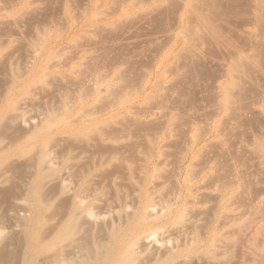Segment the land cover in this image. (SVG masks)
I'll return each mask as SVG.
<instances>
[{
    "label": "bare ground",
    "instance_id": "obj_1",
    "mask_svg": "<svg viewBox=\"0 0 264 264\" xmlns=\"http://www.w3.org/2000/svg\"><path fill=\"white\" fill-rule=\"evenodd\" d=\"M47 1L0 0V211L12 213L18 205L10 217L28 212L16 221L9 217L11 235L3 236L10 224L0 225V264H232L235 257L239 264H264V218L247 226L254 219L243 212L256 194L253 202L241 196L242 211L235 202L254 189L237 170L244 154L233 152L231 162L240 164L232 171L221 148L204 153L216 142L226 146L223 131L228 122L239 123L248 85L264 74V0H63L72 21L79 20L77 7L86 17L55 36V23L44 22ZM171 13L178 14L169 31L175 42H157L145 77H135L129 61L112 59L120 26L160 24ZM8 17L15 25H37L35 40L24 33L33 43L17 38ZM111 36L112 57L108 44H99ZM213 60L223 62V72L207 87L216 88L214 103L207 104L217 108L205 115L211 121L205 133L199 113L201 122L187 118L197 100L186 88ZM35 120L29 130L18 126ZM234 126L227 133L236 136ZM15 199L23 203L15 206Z\"/></svg>",
    "mask_w": 264,
    "mask_h": 264
},
{
    "label": "rangeland",
    "instance_id": "obj_2",
    "mask_svg": "<svg viewBox=\"0 0 264 264\" xmlns=\"http://www.w3.org/2000/svg\"><path fill=\"white\" fill-rule=\"evenodd\" d=\"M20 2H21V4H22V2L24 3L26 0H19ZM84 1V2H83ZM19 2V3H20ZM49 2V4H48V6H49V8H48V6H47V10L45 9V13L46 14H44V16L46 17V18H49V20H51V24H50V21H48V20H45L44 19V22L45 23H47L48 25H53V22L55 23L52 27H53V36H55L54 35V33H55V30L56 31H58V30H62L63 29V27L65 28V29H63V31L64 32H67V30L68 31H70V28H71V25H72V27L73 26H76V25H78V27L80 26L79 24H81L82 22H83V20H82V18L84 19L86 16L85 15H83V13H82V10H83V8L82 9H80V7H77L76 9H75V13H77L76 11L78 10L80 13V15L77 13V14H75V13H73V14H75L76 15V17L77 16H79V17H77V19L79 18V20L77 21V20H75V21H72V17L70 18V14H68L67 12L65 13V9H64V3H65V1L63 2V0H48L47 1V3ZM63 3L62 4V6H61V3ZM75 2H77L78 4H79V2H81L82 4H86V2L88 3V0H79V2H78V0H75ZM50 3H53L54 4V6H53V4H50ZM80 3V4H81ZM56 4V5H55ZM58 4H60V5H58ZM94 4L96 5V0H94ZM51 5V6H50ZM103 4H101V5H99V7H101ZM53 7H55V8H53ZM98 7V8H99ZM50 8H52V9H50ZM49 9V10H48ZM59 9V10H58ZM46 11H48V12H46ZM53 11V12H52ZM61 11V12H60ZM51 13V14H50ZM47 14H48V16H47ZM65 14V15H64ZM176 13H171L169 16H170V18H168V20H165V22L163 23V22H159L160 24H156L155 23V25H153L154 23H152V22H150V24H145V27L142 25V24H140V23H137V24H134V26H129V28H127L128 26H120L119 27V29L120 28H123L124 29V31H122V29H121V31L119 30L118 32H117V36H119V37H121L120 36V34L122 35V33L121 32H124L123 34L125 35L126 33L128 34L127 36H130V34H131V32H132V34L133 33H135L136 34V37H135V35L133 34H131V36L130 37H132V38H129V37H126V35L124 36H122L123 38H120V40L118 39L119 37H115V36H111V37H108V40H109V38L112 40V38L113 37H115L116 38V41L118 40V41H120L119 42V44L117 45V42H115L114 40H105L104 39V41H102V42H99L98 41V39H93V40H97L98 42H99V44L100 45H103L104 44V46H105V44H108L107 46L109 47H106V49L107 50H111V48H112V46H114L113 45V42H115L114 44H115V46H117V47H114V49L112 48V50L114 51V52H112V50L109 52V55L111 54V52H112V54H113V57H112V59L113 58H118V59H120V60H122V61H129L130 62V64L132 65V67H133V69H132V71H133V73L135 74H133L135 77L139 74L140 76H139V78L141 79L142 77H145V75H146V73L148 74V72H149V70H147V68H145L144 67V65L146 66V65H149L150 66V64H153L154 63V61H155V59H156V57L158 56H156V54L158 53V50H159V48H160V46H162V44L164 45L165 43H167V41H169L168 43H170L171 45L172 44H174V42H175V40H174V38L172 39V40H170L169 38H170V36H171V34H170V32L169 31H171V25L173 24V20L175 19L174 17H177L178 18V14H176ZM67 15V16H66ZM82 15V16H81ZM52 16V17H51ZM81 16V17H80ZM68 17V18H67ZM172 17H173V20H172ZM177 18H176V20H177ZM8 19H10V20H8ZM171 19V21L172 22H170L169 20ZM7 20H8V22H7ZM71 20V21H70ZM74 20V19H73ZM4 21L5 22H7L8 24H10L9 26H11V25H13L14 24V26H12V27H10V29L12 30V31H14L16 34H17V38H18V36H19V38L18 39H21L22 37V39H23V41L21 40V42H23L24 44L26 43V45L25 46H28L29 44L28 43H33V41L31 40V38L33 37V40H35V31H36V26L37 25H31V24H29L27 21H25V20H23V22L22 23H19V25H15V24H17L18 22L17 21H14V22H16V23H12V21H11V18H5L4 19ZM11 21V22H10ZM20 22L22 21V20H19ZM48 21V22H47ZM53 21V22H52ZM81 21V22H80ZM166 21H169L168 22V25L166 24ZM24 22H26V24L24 23ZM44 22H42V23H44ZM60 22H62V24L60 23ZM66 22V23H65ZM74 22V23H73ZM174 22H176L175 20H174ZM42 23L40 24L41 26H42ZM44 23V27L45 28H48V26H47V24H45ZM58 23H59V25H58ZM79 23V24H78ZM164 24V25H162V24ZM63 24H66V25H63ZM62 25V26H61ZM138 25V26H137ZM160 25V26H159ZM165 25H167L166 27H168L169 28V30H168V28H166V27H164ZM16 26H17V28H16ZM18 26H21V27H18ZM51 26H49L50 27V30L52 29L51 28ZM68 26H69V28H68ZM135 26H136V28H135ZM141 26V27H140ZM163 26V27H162ZM26 27H28V28H26ZM43 27V26H42ZM132 27L133 28H135V29H132ZM150 27V28H149ZM155 27V28H154ZM162 27V28H161ZM12 28H14V30L12 29ZM21 28H24V30H20ZM30 28H32V29H30ZM33 28H34V34H32L31 32H33L32 30H33ZM59 28V29H58ZM145 28V29H144ZM154 28V29H153ZM167 29V31L166 30H164V29ZM17 29H18V31H21V32H18L17 31ZM28 29V30H27ZM30 29V30H29ZM138 29V30H137ZM141 29H142V31H141ZM156 29V30H155ZM162 29V30H161ZM17 31V32H16ZM24 31V32H23ZM29 33V36H31V38H27V37H25V36H28V34H25L24 35V33ZM29 31V32H28ZM107 31H109V30H106V35L108 36L109 35V33H110V31H109V33L107 32ZM127 31V32H126ZM128 31L130 32V33H128ZM143 31H145V32H143ZM156 32V33H155ZM19 33H21V35H19ZM32 34V35H31ZM141 34V35H140ZM138 35V36H137ZM143 35V36H142ZM28 36V37H29ZM140 36H142V37H140ZM21 37V38H20ZM127 39H125V38ZM135 37V38H134ZM172 37H173V35H172ZM28 40V39H30V40H26V39ZM128 38H129V40H128ZM124 39H125V41H124ZM132 39V40H131ZM25 40H26V42H25ZM85 39H83V42L82 43H96L97 41H91V39H88V41H84ZM82 41V40H81ZM91 41V42H90ZM121 42H122V46L120 45L121 44ZM125 44H124V43ZM159 42H161V43H159L160 44V46H159V44L158 43ZM103 43V44H102ZM110 43V44H109ZM28 44V45H27ZM123 44H124V46H123ZM156 44V45H155ZM110 45V46H109ZM154 47H153V46ZM104 46H100L101 48H103ZM121 47V50H120V47ZM156 46V47H155ZM157 46H158V48H157ZM166 46V45H165ZM165 46H164V48H165ZM111 47V48H110ZM124 47V48H123ZM117 48V49H116ZM158 49V50H157ZM117 50V51H116ZM119 50V51H118ZM116 51V52H115ZM120 51H122V52H120ZM149 51V52H148ZM157 51V52H156ZM128 54V55H127ZM132 54V55H131ZM216 54L217 55H219V53H217V51H216ZM115 55V56H114ZM117 55V56H116ZM122 56V57H121ZM128 56V57H127ZM110 57V58H111ZM123 58H124V60H123ZM131 58V59H130ZM132 58H134V59H132ZM218 60V59H217ZM210 61V62H208L207 64H209V65H207V68H206V70H207V72H206V70H205V74H203V76H202V78L200 77V79L199 78H192V77H194V75L191 77V78H189L188 79V86H187V90H189L190 89V93L192 94V96H193V100L194 99H196L197 100V102L196 101H193V103H195V104H193L192 103V106L193 107H191V109H193V113H191V111H189L190 113H191V115H190V113H189V115L187 116V118L189 119V117L191 118V120L192 119H196V120H198V122H201V118L204 120H202L203 121V123L201 122L200 124H203V126L202 127H204L203 129H204V131H205V133H207L209 130H210V123H211V121H210V119L207 117L206 118V116L205 115H208V116H210V115H212V114H214V112L216 113V108H217V106L216 107H214L215 108V110H214V108H213V106L215 105H211V106H209L207 103H209V104H213L214 102H213V99L212 98H214V96L216 95V93L214 92V91H216V88H214L213 90H210V89H207V87L208 88H213V87H215V85H216V77H217V75H219V74H216V73H222L223 72V69L221 68L222 66L221 65H223L222 63L223 62H221V61ZM137 61V62H136ZM219 62V63H218ZM133 63H135L134 65H133ZM221 63V64H220ZM143 66V67H142ZM221 66V67H220ZM135 67H136V69H135ZM145 68V69H144ZM222 69V70H221ZM145 70V71H144ZM143 71L145 72V73H143ZM131 74V75H132ZM212 75V77H210L211 75ZM216 76H215V75ZM126 75H129V73H127ZM132 75V76H133ZM144 75V76H143ZM213 75L215 76V77H213ZM262 75H264V74H262ZM262 75L260 76L259 75V77H258V79H257V83H256V85H258V83H259V85L258 86H256L257 87V89L255 88V86H253L254 84H250V85H248V86H250L251 88H249V90H248V92L246 93L247 95H248V93H249V97L247 96V98L246 97H244V98H246L245 100L243 99V101H244V105H243V103H242V107L243 108H245L244 110H243V112H241V119H242V122H243V124H242V122H241V124H242V126H241V124H239L240 123V120H239V123L237 124V123H235V122H238V121H235L234 123L231 121V125H232V123H233V127H231L230 126V124H229V122H228V125L227 126H229V128H232V129H235V126L234 125H236V129L238 130H236V136H234L235 135V133H234V131L232 130L231 132H232V134H231V132H228L227 133V131H230V130H228L229 128H226L227 129V131H223V137H226V138H224V140L226 139V142H227V139H228V143L230 144L231 142H232V144H231V147L232 146H234V148L232 149L231 147H230V145L228 144V143H226V146H224L223 144V142H221V144L220 145H223V147H228V150H226V148H223L222 146H218V147H215L216 145H218L220 142H216L215 144H214V148L215 149H213V150H210V151H206V152H204V153H213V152H217V153H219L220 151V153H222L223 154V152L226 154L228 151L230 152V153H227V155H225L224 154V156H227V157H229V159H227V158H224L225 160H227L228 162H229V160H230V165L231 164H233V166L231 165H229V163L227 162V161H225L224 160V163H226L228 166H229V169L231 168V170L233 171V169H232V167H236L237 168V166L240 164H237V162L236 161H238V160H236V161H232L231 162V160H235L234 158L233 159H231L233 156H231L232 154L234 155V153L235 152H237L236 154H238V152H240L238 155H240V154H244L245 156H248V158L250 159V162H249V159H247L244 155L242 156L243 157V159L241 160V162L242 161H244V162H242L240 165H239V168L237 169V170H239L238 171V173L240 172V171H243V173H244V175H243V173L241 174L242 176H243V180L246 178V180H251V182L253 183V184H251V182H246L247 184H249V185H251V186H253L254 187V189L251 187V186H249L248 185V187L246 186L245 188H244V190L245 189H247V188H249V187H251L249 190L251 191V189H252V191L250 192V191H248V189H247V192H245V191H243L242 193H244V194H239L240 196H238L237 198H239V199H236L235 200V202H236V204H237V206L238 207H241L242 209H240L241 211L242 210H244V207H247V206H245V205H243V202H244V200L246 199H243L241 196H243V195H245V193H246V195L245 196H247V198H252L253 199V197H252V195L253 194H256V195H253L255 198L253 199V201H254V203H252L253 201H252V199H251V201L252 202H250V204L251 205H249V202H247V201H245L244 202V204H247L250 208V210L249 209H246V211L244 210L243 212H247L246 213V216H247V218L249 219L250 218V220L252 219H254L253 221H251V222H248V221H245V223H247V226L248 225H250V223L252 224V223H254V222H256V221H258L259 219L260 220H262V218H264V198H262V196L264 195V192L262 193V191H264V170H263V168L262 167H264V163H262L263 161H264V159H263V156H264V94L262 93V92H264V90H263V88H264V76L262 77ZM207 76V77H206ZM212 78V79H211ZM213 78H214V80H213ZM216 78V79H215ZM262 80H260V79ZM192 80H194V81H196V84H197V81H199L200 83H198V84H200V86L197 84V87H196V84H195V82L193 81L192 82ZM191 81V82H190ZM259 81V82H258ZM262 82H263V84H262ZM215 83V84H214ZM190 85H194V87L193 86H191L190 87ZM208 85V86H207ZM210 85V86H209ZM214 85V86H213ZM262 85V86H261ZM252 86H253V88H252ZM193 89V90H192ZM253 90V93L254 94H252V92L250 91V90ZM258 89H261V91L259 92L258 91ZM192 90V91H191ZM207 90H209L208 91V93H207ZM193 91H194V93H193ZM212 91V92H211ZM250 91V92H249ZM257 91V92H259V93H255V92ZM210 93V94H209ZM214 93V94H213ZM196 97H195V96ZM259 97H258V96ZM195 97V98H194ZM212 97V98H211ZM250 98V99H249ZM259 98V99H258ZM262 98V99H261ZM256 99H258V100H256ZM208 100V102H206ZM211 100V101H210ZM247 100L249 101V102H247ZM254 100H256V101H254ZM261 102H260V101ZM242 101V102H243ZM250 101H251V103L254 105H252L251 106V104L249 105L248 103H250ZM254 101V102H253ZM248 104V106L247 105H245V104ZM258 103V104H257ZM261 103V105H259ZM263 103V104H262ZM256 104V105H255ZM194 106L196 107V108H194ZM245 106V107H244ZM250 106V107H249ZM213 108V109H211V108ZM246 107H247V109H246ZM251 107H254V109H250ZM209 108L212 110V113L210 112V110H209ZM249 108V109H248ZM262 108H263V110H262ZM194 109H195V111H194ZM208 109V110H207ZM197 110H199V112L197 111ZM207 110V111H206ZM246 110H248V111H246ZM249 110L251 111V112H249ZM253 110H255V111H253ZM214 111V112H213ZM242 111V110H241ZM196 112L197 113H199L201 116H199V114L197 115L196 114ZM245 112H247L246 114H247V116H246V114H245ZM248 112H249V115H248ZM253 112V113H252ZM207 113H209V114H207ZM211 113V114H210ZM242 113L243 114H245V116L247 117V118H243V116H242ZM251 113V114H250ZM194 114V115H193ZM197 116H196V115ZM240 114V112L238 113V115ZM194 116V117H193ZM244 116V117H245ZM249 116H252V119H255V121H253V123L254 124H252V120H250V118L251 117H249ZM254 116V117H253ZM249 117V118H248ZM239 118H240V115H239ZM208 119V120H207ZM246 119H248V120H246ZM256 119H257V121H256ZM206 120V121H205ZM247 121H250L249 123L250 124H248V122ZM256 122V123H255ZM39 123V121H37L36 122V120L35 121H33V123H27V124H24V125H18L19 126V128H21V129H24V130H29L30 128H33L34 126H37V124ZM204 123H208L207 125H204ZM247 123V124H246ZM244 124H246V125H244ZM238 125H240V126H238ZM206 126H209V127H206ZM237 126H238V128H237ZM246 126V127H245ZM240 127V128H239ZM241 127H242V129H241ZM208 128V129H207ZM244 128V129H243ZM251 130H253V131H251ZM249 129V130H248ZM207 130V131H206ZM225 130V129H224ZM240 131V132H239ZM226 132V134L227 135H225L224 133ZM238 132V133H237ZM230 133V134H229ZM240 133V135H238ZM255 133V134H254ZM225 135V136H224ZM229 135H231V137H229V138H231V140L227 137V136H229ZM244 142V144H245V146L246 147H243V143H242V141ZM259 140H260V142H259ZM241 141V142H240ZM259 142L258 144H254L253 142ZM245 142H247V143H245ZM242 143V144H241ZM253 143V144H252ZM227 144H228V146H227ZM247 144V145H246ZM248 144H249V146H248ZM260 144V145H259ZM255 145V146H254ZM257 146H260V147H257ZM230 147V148H229ZM238 147H240V148H238ZM219 148H221V150L218 152V150H219ZM223 148V149H222ZM245 148V149H244ZM259 148V149H258ZM232 151H231V150ZM239 149V150H238ZM243 149V151H241ZM247 149V150H246ZM250 149H251V152H250ZM215 150V151H214ZM224 150V151H223ZM247 151V153H246V151ZM254 152H253V151ZM261 150H263V151H261ZM227 151V152H226ZM257 151H258V153H259V155H260V153H261V155L260 156H262L261 158H262V161L260 160V157L258 156V154H257ZM261 151V152H260ZM232 152V153H231ZM234 152V153H233ZM243 152V153H242ZM252 152L253 153H255V154H253V156H251L252 155ZM246 153V154H245ZM207 154H205V155H207ZM210 154V155H211ZM214 154V153H213ZM228 154H229V156H228ZM257 154V155H256ZM210 155H208V156H210ZM255 155V156H254ZM236 156V155H235ZM234 156V157H235ZM245 157V158H244ZM254 160V162H253V165H251V158ZM255 160H256V163H255ZM248 161V162H247ZM261 161V162H260ZM239 162V161H238ZM245 163V164H244ZM250 163V164H249ZM259 163H261V164H259ZM234 164H237V166L236 165H234ZM263 164V165H262ZM249 165H251V166H249ZM255 165V166H254ZM257 165H259V166H257ZM240 166L242 167L243 166V170L240 168ZM245 167V168H244ZM236 168H234V170L236 169ZM246 168H249V169H246ZM246 170H248V171H246ZM262 172H261V171ZM241 173V172H240ZM239 173V174H240ZM261 173H263V175L261 174ZM249 175H251L250 177H249ZM245 177V178H244ZM247 177H249V179H247ZM252 177V178H251ZM244 182V183H245ZM246 184V185H247ZM254 191V192H253ZM255 191L257 192V193H259V194H261L262 193V195L261 196H258V194L257 193H255ZM261 193H260V192ZM250 192V193H249ZM253 192V193H252ZM248 194H251L250 196L251 197H249L248 196ZM260 197V198H259ZM256 199V200H255ZM16 200V202L17 201H19V199L17 200V199H15ZM15 200L13 201V203L15 204L16 202H15ZM239 200H243L242 201V203H241V201H240V205L237 203V202H239ZM248 200V199H247ZM21 201V202H20ZM20 201L19 202H17L16 204H15V206L19 203V205H21L23 202H22V200L20 199ZM14 204H13V207H15L14 206ZM0 207H2L3 208V205H0ZM16 208V207H15ZM15 208H13L14 209V211H15ZM252 208V209H251ZM17 209H19L18 208V205H17V208H16V210ZM249 210V211H248ZM1 211H3V209L1 210ZM0 211V212H1ZM14 211H10V212H12V213H14ZM22 211V212H21ZM250 211H252V214H251V212ZM16 212H18V213H16V214H13L14 216H11L13 219H15V221H16V219H21L23 216V218H25L26 217V215L28 214V212L25 210L24 211V209H21V210H18V211H16ZM242 212V214H245V213H243ZM263 212V213H262ZM9 214V215H12V213H9V211H7V212H1L0 214L1 215H5V214ZM250 213V214H249ZM262 213V214H261ZM7 214V216L5 215V220H7V221H5L4 223H0V225H2L3 226V224H4V226H5V223H7V224H10V227H11V229H12V226H13V229H12V231H11V229H10V231H9V227L6 225V231H4V233H9V232H11L10 234H5V235H3L4 233H3V231L1 232V233H3V234H0V236H4V237H6V236H8V235H11L12 234V232H13V230H14V223H15V221H9L8 219H9V215ZM249 215H251V217H248ZM260 215H262V216H260ZM245 215H244V217H246ZM10 217V219H12ZM17 217V218H16ZM260 217H262V218H260ZM22 218V219H23ZM256 218H258L257 220H256ZM12 219V220H13ZM9 222V223H8ZM11 222H13V225H11L12 223ZM2 226H0V228L2 227ZM4 228V227H3ZM1 229V230H4V229ZM0 230V231H1ZM9 232H8V231ZM243 229H241L240 231L241 232H243L242 231ZM240 235H242V234H240ZM242 238V236L239 238V239H241ZM234 250H233V252L235 253V255L237 254L238 255V250L240 249V246H239V244H237L234 248H233ZM238 251V252H237ZM236 255V256H237ZM234 263H232V264H239V262H238V259L235 257L234 258V260H232ZM236 262H238V263H236Z\"/></svg>",
    "mask_w": 264,
    "mask_h": 264
}]
</instances>
